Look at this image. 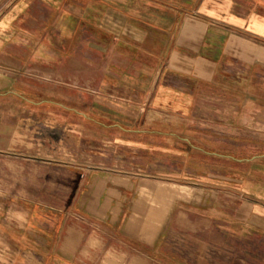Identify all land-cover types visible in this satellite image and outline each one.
<instances>
[{"label": "crops", "instance_id": "1", "mask_svg": "<svg viewBox=\"0 0 264 264\" xmlns=\"http://www.w3.org/2000/svg\"><path fill=\"white\" fill-rule=\"evenodd\" d=\"M0 67L41 72L65 85L88 82L94 121L102 125L107 117L122 133L154 132L135 123L194 116L200 101L216 96L238 110L249 102L246 114L264 115V0H0ZM233 159L251 165L247 178L236 180L250 200L236 226L264 233V182L255 167L264 168V154ZM151 183L141 181L145 193L132 209L125 205L132 188L102 189L91 212L80 206L86 218L32 206L23 223L12 218L1 227L20 257L12 264H196L170 251L160 231L181 197L178 187ZM128 218L146 232H131L136 223Z\"/></svg>", "mask_w": 264, "mask_h": 264}, {"label": "rangeland", "instance_id": "2", "mask_svg": "<svg viewBox=\"0 0 264 264\" xmlns=\"http://www.w3.org/2000/svg\"><path fill=\"white\" fill-rule=\"evenodd\" d=\"M90 87L0 67V230L12 218L23 223L32 206L86 218L82 208L91 212L97 194L113 184L132 188L125 203L132 209L141 181L161 182L181 195L160 229L170 251L188 263L264 264V233L236 226L250 201L236 180H245L251 165L233 159L264 154V115L246 114L249 102L238 110L216 96L200 101L194 116L135 123L154 132L122 133L107 117L96 124ZM255 167L264 182V168ZM12 258L20 257L0 234V264Z\"/></svg>", "mask_w": 264, "mask_h": 264}, {"label": "bare ground", "instance_id": "3", "mask_svg": "<svg viewBox=\"0 0 264 264\" xmlns=\"http://www.w3.org/2000/svg\"><path fill=\"white\" fill-rule=\"evenodd\" d=\"M8 60H9V59H8ZM8 60H7V61H8ZM10 63H11V62H10ZM13 63H14V62H13ZM8 64H9V62H8ZM142 183H143V182H142ZM146 183H147V182H146ZM152 183H153V182H152ZM152 183H151V185H152ZM148 184H149V183H148ZM145 185H146V187H145V186H143V187L147 188L148 185H147V184H145ZM149 186H150V184H149ZM157 186H158V185H157ZM161 186H162V185H161ZM161 186H160V188H161ZM140 187H141V182H140ZM154 187H155V186H154ZM168 187H169V188H172L173 186H172V185H163V186H162L163 189H166V188H168ZM145 188H144V189H145ZM152 188H153V187H152ZM152 188H151V189H152ZM160 188H159V190L162 189V188H161V189H160ZM151 189H149V191H150ZM155 190H156V189H155ZM155 190H154V191H155ZM139 191H140V190H139ZM142 191H143V190H142ZM142 191H141V192H142ZM151 191H153V190H151ZM163 191H164V190H163ZM141 192H140V193H141ZM155 192H156V191H155ZM158 192H159V191H158ZM158 192H157V193H158ZM140 193H139V194H140ZM142 193H145V192H142ZM153 194H154V193H153ZM153 194H152L151 197H153ZM142 195H144V194H141V196H142ZM146 195H151V193H147V194H145V196H143V197H146ZM157 195H158V194H157ZM159 196H160V194H159ZM159 196H158V197H159ZM148 197H149V196H148ZM148 197H147V198H148ZM155 198H157V197H155ZM159 198H160V197H159ZM159 198H157V199H159ZM150 199H152V198H150ZM143 200H144V199H143ZM143 200H142V202H144ZM147 200H148V199H147ZM159 200H161V198H160ZM138 201H139V200L134 201L133 204L136 205V203H137ZM135 202H136V203H135ZM145 202L148 203L147 201H145ZM153 202H154V201H153ZM153 202H152V204H153ZM159 202H160V201H159ZM140 203H141V202H140ZM146 203H145V204H146ZM155 203H156V202H155ZM155 203H154V205H155ZM160 203H161V202H160ZM145 204H144V205H145ZM152 204H151V206H152ZM157 204H158V203H157ZM157 204H156V205H157ZM161 204H162V203H161ZM161 204H160V205H161ZM154 205H153V206H154ZM138 206H141V204H140V205L137 204V207H138ZM146 206H147V205H146ZM157 206H158V205H157ZM132 207H133V206H132ZM135 207H136V206H135ZM135 207H134V208H135ZM143 207H144V206H143ZM134 208H133V209H134ZM155 208H156V207H155ZM160 208H161V206H160ZM135 209H136V208H135ZM135 209L133 210V213H134ZM142 209H143V208H142ZM158 209H159V208H158ZM158 209H157V211H158ZM161 209H164V208H161ZM159 210H160V209H159ZM136 211H138V210H136ZM155 211H156V209H155ZM155 211H154V213H156ZM163 211H164V210H163ZM158 212H159V211H158ZM160 212H162V211H160ZM138 213H139V211H138ZM160 214H161V213H160ZM160 214H159V215H160ZM132 215H133V214H132ZM132 215H130V217H131ZM154 215H155V214H154ZM156 215H157V214H156ZM163 215H164V213H163ZM163 215H162V216H163ZM139 216H140V215H139ZM162 216H161V217H162ZM155 217H156V216H155ZM155 217H154V218H155ZM161 217H159V218H161ZM140 218H141V216H140ZM156 218H157V217H156ZM128 219H129V221H132V222L135 221L134 223H132V222H131V223H132V224H135V223H136L135 225L137 226V221H136L137 219L134 220V221H133V220H130V218H128ZM133 219H134V218H133ZM161 220H162V219H161ZM161 220H160V221H161ZM138 221H139V220H138ZM155 221H156V219H155ZM156 222H157V221H156ZM127 223H128V221H127ZM140 223H141V222H140ZM154 223H155V222H154ZM128 224H129V226H131L130 223H128ZM155 224H156V223H155ZM139 225H140V224H139ZM157 226H158V225H157ZM131 227L133 228V225H132ZM131 227H130V228H131ZM147 227H148V226H147ZM150 227H151V226H150ZM153 228L157 229V227H155V226H154ZM142 230H143V229H142ZM142 230H141V231H142ZM147 230H148V229H147ZM151 230H153V229H152V228L150 229V232L152 233ZM144 231H145V230H144ZM144 231H143V232H144ZM154 231H155V230H154ZM154 231H153V232H154ZM147 234H148V233H147ZM152 234H153V233H152ZM150 235H151V234H150ZM150 235H149V236H150ZM148 238H149V237H148Z\"/></svg>", "mask_w": 264, "mask_h": 264}]
</instances>
